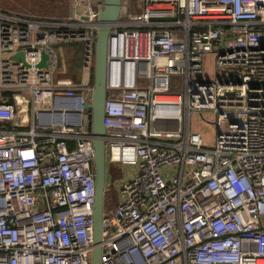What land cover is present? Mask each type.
<instances>
[{
  "label": "built area",
  "instance_id": "built-area-1",
  "mask_svg": "<svg viewBox=\"0 0 264 264\" xmlns=\"http://www.w3.org/2000/svg\"><path fill=\"white\" fill-rule=\"evenodd\" d=\"M102 4L0 6V264H91L84 101ZM263 29L264 0H121L106 45L105 161L136 170L104 199L100 264H264ZM73 42L86 75L55 83L54 45ZM211 51L213 79L201 76ZM203 110L213 146L189 130Z\"/></svg>",
  "mask_w": 264,
  "mask_h": 264
},
{
  "label": "rangeland",
  "instance_id": "rangeland-1",
  "mask_svg": "<svg viewBox=\"0 0 264 264\" xmlns=\"http://www.w3.org/2000/svg\"><path fill=\"white\" fill-rule=\"evenodd\" d=\"M0 6L15 10L29 9L31 12L45 15H60L67 13L69 9V0H0ZM261 36L264 42V29L261 32ZM62 45V49L59 48L58 44L54 45L59 59L57 72L53 77L54 82L56 83L57 80L60 79L79 81L82 76L86 75L85 72H81L80 61L82 45L78 42L64 43ZM61 51L63 53H61ZM215 57V51L206 52L203 56L202 77L215 78ZM219 77H223V73H220ZM174 89L177 90L178 87L174 86ZM214 118L215 115L210 110H203L202 112L192 111L189 114V130L191 132H198L205 146H213L215 142L216 126ZM105 163L106 166L109 165V168L106 167V185L107 188H111V191L104 193V199L108 201L113 199V197L115 198L114 191L119 190L122 181L127 179L131 173L136 170V167L123 165L117 162L108 163L105 161Z\"/></svg>",
  "mask_w": 264,
  "mask_h": 264
},
{
  "label": "water",
  "instance_id": "water-1",
  "mask_svg": "<svg viewBox=\"0 0 264 264\" xmlns=\"http://www.w3.org/2000/svg\"><path fill=\"white\" fill-rule=\"evenodd\" d=\"M121 10V0H103L98 9V25L94 42V88L92 101L85 99L84 104L92 110L91 133L93 135V178L95 195L93 203V246L91 250V264H100L101 255V218L106 189V163H105V125L104 99H105V75H106V45L109 30L118 19ZM18 59L22 54L16 55ZM47 54L42 51L38 65H46Z\"/></svg>",
  "mask_w": 264,
  "mask_h": 264
},
{
  "label": "trees",
  "instance_id": "trees-1",
  "mask_svg": "<svg viewBox=\"0 0 264 264\" xmlns=\"http://www.w3.org/2000/svg\"><path fill=\"white\" fill-rule=\"evenodd\" d=\"M21 10H28V11H29V9H21ZM64 14H65V13H64ZM60 15H63V14H60ZM93 68H94V67H93ZM91 82L94 83L93 72H92V74H91ZM174 90H176V89H174V85L172 84L171 87H170V89H169V91L173 92Z\"/></svg>",
  "mask_w": 264,
  "mask_h": 264
},
{
  "label": "bare ground",
  "instance_id": "bare-ground-1",
  "mask_svg": "<svg viewBox=\"0 0 264 264\" xmlns=\"http://www.w3.org/2000/svg\"><path fill=\"white\" fill-rule=\"evenodd\" d=\"M109 191H111V188L110 187H108V188L105 189V192H109ZM260 262H262V261H260Z\"/></svg>",
  "mask_w": 264,
  "mask_h": 264
},
{
  "label": "crops",
  "instance_id": "crops-1",
  "mask_svg": "<svg viewBox=\"0 0 264 264\" xmlns=\"http://www.w3.org/2000/svg\"><path fill=\"white\" fill-rule=\"evenodd\" d=\"M59 48L60 49H62L63 48V45H59ZM61 53H63L62 51H61ZM63 58V57H62ZM107 186V185H106ZM107 188V187H106Z\"/></svg>",
  "mask_w": 264,
  "mask_h": 264
}]
</instances>
